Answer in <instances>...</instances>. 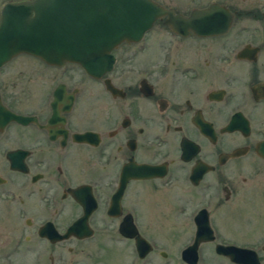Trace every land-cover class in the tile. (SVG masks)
<instances>
[{
	"label": "flooded vegetation",
	"instance_id": "obj_1",
	"mask_svg": "<svg viewBox=\"0 0 264 264\" xmlns=\"http://www.w3.org/2000/svg\"><path fill=\"white\" fill-rule=\"evenodd\" d=\"M154 1L220 30L1 61L0 264H264V0Z\"/></svg>",
	"mask_w": 264,
	"mask_h": 264
},
{
	"label": "water",
	"instance_id": "obj_2",
	"mask_svg": "<svg viewBox=\"0 0 264 264\" xmlns=\"http://www.w3.org/2000/svg\"><path fill=\"white\" fill-rule=\"evenodd\" d=\"M202 14L210 15L211 11L195 9L184 16L154 0L6 2L0 19V63L26 51L50 62L75 61L89 73L100 75L112 67L114 56L110 51L114 46L140 39L163 15L165 22L178 31L218 32L220 29L211 21L200 28Z\"/></svg>",
	"mask_w": 264,
	"mask_h": 264
}]
</instances>
